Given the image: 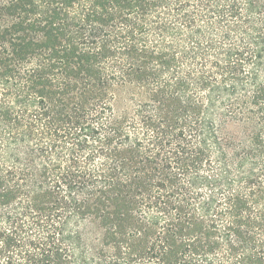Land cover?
<instances>
[{"label": "trees", "instance_id": "trees-1", "mask_svg": "<svg viewBox=\"0 0 264 264\" xmlns=\"http://www.w3.org/2000/svg\"><path fill=\"white\" fill-rule=\"evenodd\" d=\"M0 264H264V0H0Z\"/></svg>", "mask_w": 264, "mask_h": 264}]
</instances>
